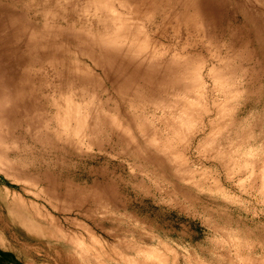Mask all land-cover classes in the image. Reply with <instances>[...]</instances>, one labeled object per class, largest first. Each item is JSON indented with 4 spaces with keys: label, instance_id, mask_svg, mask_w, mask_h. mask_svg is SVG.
I'll use <instances>...</instances> for the list:
<instances>
[{
    "label": "rangeland",
    "instance_id": "rangeland-1",
    "mask_svg": "<svg viewBox=\"0 0 264 264\" xmlns=\"http://www.w3.org/2000/svg\"><path fill=\"white\" fill-rule=\"evenodd\" d=\"M96 1L89 16L130 31L110 55L134 66L77 53L91 80L64 101L72 137L4 155L0 264H264V71L243 13L228 0L213 28L181 0ZM183 15L204 25L186 30ZM156 59H172L183 91L166 72L138 78V60L156 75Z\"/></svg>",
    "mask_w": 264,
    "mask_h": 264
},
{
    "label": "bare ground",
    "instance_id": "bare-ground-1",
    "mask_svg": "<svg viewBox=\"0 0 264 264\" xmlns=\"http://www.w3.org/2000/svg\"><path fill=\"white\" fill-rule=\"evenodd\" d=\"M227 1L181 0L178 5L183 9L193 8L208 17L211 24L207 23L206 27L219 28L222 25V22H219L222 20V13L227 11ZM229 1L233 13H239L240 10L243 13L249 37L254 36L256 42L257 65L264 71V0H255L254 3L248 0ZM96 2V0H0V161L4 160V155H16L17 152H22L21 150L24 154H31L33 149L44 154L59 152L61 145L65 144L61 135L62 129L66 130L68 137H72L70 133L73 134L74 127L77 126L69 124L72 121L69 113L68 122L61 120V112L65 111L63 104L71 96L74 98L85 96L91 80L85 65L75 60L77 53L84 55L87 60L96 62L98 61L93 53H101L110 69L114 68L117 72L119 69L134 66L121 62L113 54L110 55L120 50L116 41L124 39L130 31L114 29L109 15L93 18L89 16L90 8L94 7ZM249 5L256 7L247 9ZM161 6L162 3L157 0L155 7ZM195 18V16L186 18L183 15V19L179 17V22L184 24L186 30H190L189 26L198 24L195 22H202L201 16L200 19ZM139 31L142 32L140 27L138 34ZM139 38L138 42H141ZM232 39H235L234 35L230 38ZM142 46L143 43H138V53L144 52ZM167 52L169 50L165 53ZM155 61L162 64L161 68H158L157 64L154 66L156 75L148 70L144 71L146 63L138 60L140 72L138 78L146 82L151 76L156 78L166 72L170 77L167 78L171 86L183 91L186 87L184 80L173 76L172 59ZM112 75L114 74L109 72L106 75L107 79L111 81ZM158 84L159 79H154L152 89L156 92ZM46 119L49 120L48 125ZM68 124L69 129L65 128ZM3 143L9 144V148L3 149ZM19 176L23 177L20 174ZM26 177L36 183L34 178ZM51 193L48 190V194ZM67 197L69 198L68 194ZM77 201L72 205L80 204V200ZM71 208L74 209L73 206Z\"/></svg>",
    "mask_w": 264,
    "mask_h": 264
},
{
    "label": "trees",
    "instance_id": "trees-1",
    "mask_svg": "<svg viewBox=\"0 0 264 264\" xmlns=\"http://www.w3.org/2000/svg\"><path fill=\"white\" fill-rule=\"evenodd\" d=\"M1 254V253H0Z\"/></svg>",
    "mask_w": 264,
    "mask_h": 264
}]
</instances>
